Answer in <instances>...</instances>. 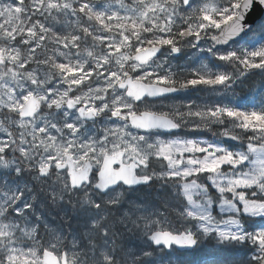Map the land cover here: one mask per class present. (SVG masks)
<instances>
[{
	"label": "snow or ice",
	"instance_id": "obj_1",
	"mask_svg": "<svg viewBox=\"0 0 264 264\" xmlns=\"http://www.w3.org/2000/svg\"><path fill=\"white\" fill-rule=\"evenodd\" d=\"M0 264H264V0H0Z\"/></svg>",
	"mask_w": 264,
	"mask_h": 264
},
{
	"label": "water",
	"instance_id": "obj_2",
	"mask_svg": "<svg viewBox=\"0 0 264 264\" xmlns=\"http://www.w3.org/2000/svg\"><path fill=\"white\" fill-rule=\"evenodd\" d=\"M256 7H258V6H256ZM261 14H262V13H261V10H260V9H256V10H255V8H254V12H253L251 18H252V19H256V18H258Z\"/></svg>",
	"mask_w": 264,
	"mask_h": 264
}]
</instances>
